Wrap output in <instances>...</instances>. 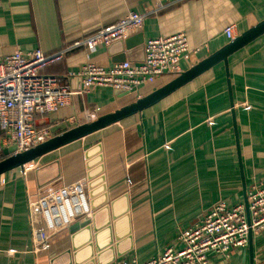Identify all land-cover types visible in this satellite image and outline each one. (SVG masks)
I'll list each match as a JSON object with an SVG mask.
<instances>
[{
  "label": "crops",
  "instance_id": "obj_1",
  "mask_svg": "<svg viewBox=\"0 0 264 264\" xmlns=\"http://www.w3.org/2000/svg\"><path fill=\"white\" fill-rule=\"evenodd\" d=\"M130 11L146 17L124 39L129 48L118 41L77 48L44 72L61 75L87 62L109 68L123 56L141 62L147 40L178 32L191 49L181 61L185 71L230 41L228 26L238 36L263 20L264 0H0V56L56 52ZM229 69L233 107L220 63L142 113L1 175L0 264L144 262L167 247L180 250L181 232L202 224L215 204L245 205L253 186L264 184V35L231 55ZM174 77L164 74L123 95L97 87L55 112L35 114V123L54 136ZM80 80L72 77L71 86ZM99 143L102 160L88 158ZM210 264H264V233L252 232L228 259L212 255Z\"/></svg>",
  "mask_w": 264,
  "mask_h": 264
},
{
  "label": "built area",
  "instance_id": "obj_2",
  "mask_svg": "<svg viewBox=\"0 0 264 264\" xmlns=\"http://www.w3.org/2000/svg\"><path fill=\"white\" fill-rule=\"evenodd\" d=\"M145 17L130 11L118 22L56 52L36 49L29 54L16 51L0 56V131L4 134L0 141V161L5 147L16 146V152H21L50 138L48 128L37 127L35 114L55 112L67 106L74 95L86 94L97 87L132 91L164 74H180L181 61L189 58L191 50L185 32L147 40L141 62L124 60L109 68L87 62L78 71L61 75L44 72L77 48L95 51L126 39L143 27ZM225 33L230 40L236 37L233 25ZM72 77L81 79L77 87L71 86ZM248 200L250 220L245 205L230 208L219 202L208 211L202 224L181 232L180 250L167 247L144 262L123 259L112 264H210L212 255L228 259L234 248L248 243L250 231L264 233V184L253 186Z\"/></svg>",
  "mask_w": 264,
  "mask_h": 264
},
{
  "label": "water",
  "instance_id": "obj_3",
  "mask_svg": "<svg viewBox=\"0 0 264 264\" xmlns=\"http://www.w3.org/2000/svg\"><path fill=\"white\" fill-rule=\"evenodd\" d=\"M262 35H264V19L258 22L257 24H255L254 26L250 27L246 31L242 32L241 34L236 36L234 39L230 40L227 44H225L219 50L215 51L214 53L210 54L206 58L202 59L201 61L193 65L191 68H189L188 70L182 71L180 74L175 76L172 80H170L163 86L153 90L149 94L139 97L135 99L134 101L116 110L100 115L93 120L86 121L84 123H81L77 126H74L70 129L63 131L62 133L51 136L47 140L27 150L16 152V146L9 147L8 149L4 150V154L6 157H4L0 161V176L8 172H11L15 169L24 168L26 165L33 163L37 159L42 158L45 155L51 152H54L70 143L76 142L87 136L95 134L133 115L142 113L146 109L161 102L162 100H164L166 97L173 94L175 91H177L182 86L192 82L194 79H196L203 73L209 71L210 69L214 68L220 63H223L226 69L228 89H229V94L231 96V103L233 107L234 102H233V95H232V84H231V79H230L229 58L231 55L238 52L242 48L246 47L248 44H250L257 38L261 37ZM121 43H126L129 48L131 41L130 39L118 40V44H121ZM144 57H145V50H144V56H143L142 61L144 60ZM124 59L125 58L123 56L121 58V61H124ZM129 92L131 91H124V90L116 89V93L118 95H123ZM232 112H233L234 126H235V131H236L238 153H239V157L241 160V151H240V144H239V138H238V127L236 123V116H235L234 108L232 109ZM100 149H101V144L99 143L91 151L87 152L86 154L87 157L91 158L94 156L96 159L102 160L103 156H102V153L99 151ZM241 164H242V160H241ZM241 168H242V165H241ZM104 178L105 176H102V180ZM103 188H105V186ZM95 192L96 191L94 189L91 191V195L92 197H94L92 201L93 208H97L99 206L98 202L100 201V199L98 200L95 198ZM107 201H108V198L104 194L103 202H107ZM245 207L247 210L248 219L250 220L249 200L247 196H246ZM105 209H108V207L106 206ZM251 235H252V231H250L249 236L251 237Z\"/></svg>",
  "mask_w": 264,
  "mask_h": 264
},
{
  "label": "trees",
  "instance_id": "obj_4",
  "mask_svg": "<svg viewBox=\"0 0 264 264\" xmlns=\"http://www.w3.org/2000/svg\"><path fill=\"white\" fill-rule=\"evenodd\" d=\"M5 157V156H4Z\"/></svg>",
  "mask_w": 264,
  "mask_h": 264
}]
</instances>
